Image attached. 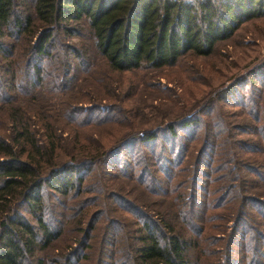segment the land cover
I'll return each mask as SVG.
<instances>
[{"label":"trees","instance_id":"trees-1","mask_svg":"<svg viewBox=\"0 0 264 264\" xmlns=\"http://www.w3.org/2000/svg\"><path fill=\"white\" fill-rule=\"evenodd\" d=\"M262 17L264 0H0V264H31L61 237L62 229L43 212L45 190L62 197L73 192L75 199L117 150L146 144L159 131L130 127L113 146L101 143L99 118L89 112L103 106L86 102L122 99L108 83L111 73L157 70L188 55L208 57L243 23ZM96 66L102 71L94 77ZM88 78L102 86L92 93L81 89ZM185 121L179 126L186 127ZM87 127L91 131L84 132ZM163 127L174 135L173 123ZM170 195L178 206L191 201L190 221L178 222L169 212L161 220L139 219L124 260L234 264L235 234L228 233L223 256L215 258L204 248L212 245L206 234L213 226H197L194 197L188 201L175 190ZM230 208L223 210L234 230L243 217ZM81 223L79 218L76 231L86 248L93 226L86 223L83 230ZM75 251L60 253V263L70 264ZM246 264H264V254L254 248Z\"/></svg>","mask_w":264,"mask_h":264},{"label":"rangeland","instance_id":"rangeland-1","mask_svg":"<svg viewBox=\"0 0 264 264\" xmlns=\"http://www.w3.org/2000/svg\"><path fill=\"white\" fill-rule=\"evenodd\" d=\"M92 70L95 77L102 66ZM111 78L109 85L122 99L86 102L103 106L89 112L99 118L101 143L113 146L130 127L160 129L146 144L117 150L75 199L73 192L62 197L45 190L43 212L62 235L31 264L38 259L62 264L59 254L74 250L70 264H130L124 252L138 235L139 219L161 220L169 212L178 222L190 221L191 201L178 206L171 190L188 201L194 197L197 226L212 224L206 234L212 245L204 248L215 258L223 256L230 231L236 238L234 264H246L254 248L264 254L255 232L264 236V17L243 23L208 57L188 55L161 69L113 72ZM84 84L79 87L89 93L102 86L93 78ZM183 118L189 119L186 127L179 126ZM167 123L175 125L174 135L165 131ZM224 207H231L234 217L242 214L234 230ZM79 218L83 230L86 223L93 226L85 230L86 248L76 231ZM117 248L121 256L114 260Z\"/></svg>","mask_w":264,"mask_h":264}]
</instances>
